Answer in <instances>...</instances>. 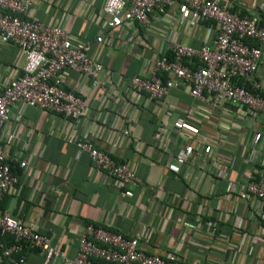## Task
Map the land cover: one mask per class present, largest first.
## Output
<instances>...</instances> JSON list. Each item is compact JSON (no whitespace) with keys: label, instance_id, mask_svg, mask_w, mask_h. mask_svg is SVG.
<instances>
[{"label":"crops","instance_id":"crops-1","mask_svg":"<svg viewBox=\"0 0 264 264\" xmlns=\"http://www.w3.org/2000/svg\"><path fill=\"white\" fill-rule=\"evenodd\" d=\"M105 3L32 0L26 17L90 41V55L103 69L97 79L63 71L64 87L87 101L79 119L24 102L11 107L1 144L8 157L16 149L17 158H9L26 161L27 168L16 167L19 183L3 196L2 210L49 235L52 245L72 258L88 223L128 235L145 224L141 248L149 254L176 252L194 264H264L261 202L242 192L252 169L264 160V117L237 112L226 101L214 108L193 97L186 83L151 99L129 82L135 74L148 75L155 58L175 42L212 44L214 23L193 11L183 13L177 3L164 13L153 12L149 26L109 28ZM223 3L241 14L259 15L264 23V0ZM25 63L17 45L0 40V88L20 77ZM256 80L264 88V56ZM178 118L185 119L183 129L175 126ZM85 136L134 168L142 182L119 184L98 170L79 148ZM186 144L197 156L174 173L168 165ZM17 258H2L0 264H46L38 248L26 252L24 263Z\"/></svg>","mask_w":264,"mask_h":264},{"label":"built area","instance_id":"built-area-1","mask_svg":"<svg viewBox=\"0 0 264 264\" xmlns=\"http://www.w3.org/2000/svg\"><path fill=\"white\" fill-rule=\"evenodd\" d=\"M223 1L106 0L103 13L109 28L133 23L149 26L153 12L164 13L177 3L183 13L193 11L197 18L214 23L212 44L194 47L173 43L169 51L155 58L148 75L135 74L129 78L133 89L151 99H162L172 88L186 83L193 97L214 108L226 101L235 105L237 112L249 111L264 117V94L260 93L264 88L256 80L264 56V23L259 15L232 11ZM31 5L32 0H0V40L17 45L26 58L22 75L0 88V135L11 120V107L18 102L38 106L71 120L81 118L87 101L77 91L64 87L63 71L69 68L86 78L97 79L103 69V64L90 55V41L74 40L67 29L43 25L26 17ZM96 40L103 41V36ZM185 59L195 61L188 64ZM236 79L249 82L254 89L246 88ZM185 125L183 118L175 122L178 129ZM79 148L88 153L98 170L119 184L142 182L134 168L116 161L86 136L80 139ZM17 152L14 149L11 154L15 159ZM196 156L194 146L186 144L168 168L180 173L182 166ZM9 157L0 140V235L13 238L10 244L0 243V259L16 256L19 263H24L26 252L38 248L44 251L46 264H54L57 260L61 264H194L183 260L176 252L167 255L145 252L141 248L147 233L145 224L136 233L128 235L107 229L102 224L88 223L80 236L76 257H69L52 245L49 235L2 210L3 196L19 183ZM199 157L206 162L205 156L199 154ZM260 163L244 181L242 192L261 202L260 215L264 224V160ZM18 165L27 168L26 161H19ZM212 165L217 166V162L213 161Z\"/></svg>","mask_w":264,"mask_h":264},{"label":"trees","instance_id":"trees-1","mask_svg":"<svg viewBox=\"0 0 264 264\" xmlns=\"http://www.w3.org/2000/svg\"><path fill=\"white\" fill-rule=\"evenodd\" d=\"M235 11V10H232ZM170 57H172V54L169 52L168 53ZM185 63L191 64V62H188V59H185ZM237 83L242 84L246 88H249L250 90L254 89V86H252L249 82H245L243 79H236ZM260 92V91H259ZM260 93L264 94V91H261ZM12 163V170L13 172L17 169L16 167H19L18 163H15L13 160L11 161ZM19 169V168H18ZM5 239H8L9 242L7 243ZM13 241V238L11 236H1L0 235V243L4 242L5 244H10Z\"/></svg>","mask_w":264,"mask_h":264}]
</instances>
